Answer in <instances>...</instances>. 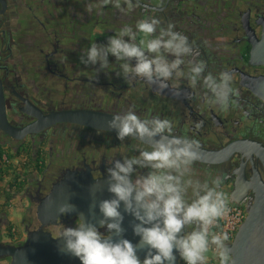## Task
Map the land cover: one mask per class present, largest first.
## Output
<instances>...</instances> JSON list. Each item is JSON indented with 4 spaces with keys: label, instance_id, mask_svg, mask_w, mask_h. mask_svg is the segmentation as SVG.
<instances>
[{
    "label": "flooded vegetation",
    "instance_id": "1",
    "mask_svg": "<svg viewBox=\"0 0 264 264\" xmlns=\"http://www.w3.org/2000/svg\"><path fill=\"white\" fill-rule=\"evenodd\" d=\"M90 3L96 0H0V85L7 121L16 128L37 121L26 112L30 107L42 115L90 110L113 117L133 107L141 118L158 115L172 120L173 135L195 139L200 149L217 152L237 143L245 152L236 151L213 163L195 161L183 180L211 186V179L222 176L220 190L227 201L240 205L246 216V208L255 204L257 191L264 184V97L255 87L264 76V65L251 61L253 42L262 33L264 0H132L136 7L127 15L111 5L102 14L89 12L86 7ZM150 15L162 18L164 27L173 23L175 31L188 37L193 53L187 59L205 62L202 75L223 71L233 75L232 86L239 94L227 111L209 105L204 98L206 90L199 83L191 88L185 78L176 87L169 82L168 87L159 89L142 80L129 83L119 75V64L111 55L110 67L105 69L99 63L81 62L92 43L106 45L119 28ZM197 122H201L200 128L195 127ZM0 144L13 151H28L32 157L22 174L25 186L22 190L13 187L10 200L21 217L24 238L40 226L37 206L65 174L108 177L107 169L116 161L139 157L151 146L134 135L120 140L116 130L73 122H56L21 139L0 129ZM22 154L21 159L27 155ZM133 168V179L151 171L137 165ZM185 198L189 202L194 199L191 187ZM4 201L0 197V202ZM9 214L0 208V233ZM76 219V215H63L43 229L58 236L63 227L75 226ZM191 230L186 227L183 234ZM232 240L227 241L228 248ZM209 263L216 264L214 256L209 257Z\"/></svg>",
    "mask_w": 264,
    "mask_h": 264
},
{
    "label": "clouds",
    "instance_id": "2",
    "mask_svg": "<svg viewBox=\"0 0 264 264\" xmlns=\"http://www.w3.org/2000/svg\"><path fill=\"white\" fill-rule=\"evenodd\" d=\"M108 5L125 15L136 7L132 0H96L88 4L86 10L102 14ZM174 28L173 23L162 26V18L156 15L140 18L134 25L119 28L106 45L92 43L81 62L85 65L99 63L100 68L105 69L110 67L108 57L111 55L119 64V75L129 83L133 79L142 80L159 89L168 87L169 82L176 87L179 80L185 78L191 88L199 83L206 90L204 98L209 105L227 111L234 103L232 98L239 94L232 86L233 75L228 71L215 76L211 72L202 75L205 62L187 59L193 53L192 44ZM169 55L173 59L169 60ZM109 126L117 130L120 140L134 135L142 141L147 138L153 144L150 150L141 151L139 157L116 161L107 169L108 191L113 198L101 201L98 206L102 216L99 228H105L106 233L77 217L75 226H65L58 233V238L64 241L62 251L80 264H174V250L184 264H208L209 255L215 257L216 264H232L227 245L229 236L213 231L217 222L229 214L228 201L220 190L223 177L211 179V186L208 182L183 180L190 174L193 163L200 160L198 141L173 135L172 120L158 115L141 118L133 107L116 114ZM195 127L200 128L201 122ZM134 165L148 167L151 171L133 179ZM189 187L194 196L190 202L185 198ZM121 203L125 211L139 221L133 228L140 238L138 245L134 246L127 239H113L108 234L119 237L123 231ZM71 207L61 205L58 215H66ZM186 227L192 230L180 235ZM144 246L148 251L141 260L137 251Z\"/></svg>",
    "mask_w": 264,
    "mask_h": 264
},
{
    "label": "water",
    "instance_id": "3",
    "mask_svg": "<svg viewBox=\"0 0 264 264\" xmlns=\"http://www.w3.org/2000/svg\"><path fill=\"white\" fill-rule=\"evenodd\" d=\"M251 61L264 65V23L260 38L253 42ZM255 87L257 92L264 97V76L257 80ZM26 112L36 116L38 120L21 128L13 127L7 121L4 95L0 85V129L12 138L21 139L28 133H37L56 122H73L116 130L109 126L113 116L96 111L61 110L42 115L37 108L30 107ZM155 139H159V137ZM143 141L153 144V141L147 138ZM236 145L237 143L231 144L217 152L199 148L200 160L197 161L213 163L236 151L245 152L240 148V145ZM108 187L109 176L95 179L88 173L65 174L64 178L53 185L50 192L41 199L37 206L36 214L40 226L29 230L25 240L20 244L0 241V259L8 258L9 264H80L79 260L62 251L64 241L44 230L43 226L56 223L58 218L63 217L58 215V208L61 205H70L72 207L66 217L76 215L87 223L99 227V221L102 219L99 203L113 198ZM119 211L123 217L121 221L123 231L119 237L112 233L108 234L112 235L113 239H127L134 246L138 245L140 238L134 234L133 228L139 221L131 213L125 211L123 203H121ZM180 235H183V229ZM229 250L232 264H264V184L257 191L255 204L246 208V216L240 224ZM147 251V246L139 248L138 258L143 260ZM174 255L176 257L174 264H181V257L175 250Z\"/></svg>",
    "mask_w": 264,
    "mask_h": 264
},
{
    "label": "trees",
    "instance_id": "4",
    "mask_svg": "<svg viewBox=\"0 0 264 264\" xmlns=\"http://www.w3.org/2000/svg\"><path fill=\"white\" fill-rule=\"evenodd\" d=\"M23 152L24 155L21 161L15 163L14 160L20 156ZM31 156L28 155V151L17 150L13 151L0 144V197H4L5 201L0 202V208L9 212L11 207L10 200L14 198L12 194V188L17 187V190H22L25 186V181L22 178L24 168H28V164L31 161ZM7 180V181H6ZM6 182V184L4 183ZM4 183V184H3ZM16 226L13 221L9 220L5 227V237L8 238L11 243L22 242L21 233L16 231Z\"/></svg>",
    "mask_w": 264,
    "mask_h": 264
},
{
    "label": "built area",
    "instance_id": "5",
    "mask_svg": "<svg viewBox=\"0 0 264 264\" xmlns=\"http://www.w3.org/2000/svg\"><path fill=\"white\" fill-rule=\"evenodd\" d=\"M21 157H18L14 160L15 163L20 161ZM229 214L220 219L215 225L213 231L225 232L229 236V239L234 238L240 224L242 223L245 212L240 205L231 203L228 201ZM181 264H184V261H181ZM212 264V263H209Z\"/></svg>",
    "mask_w": 264,
    "mask_h": 264
},
{
    "label": "rangeland",
    "instance_id": "6",
    "mask_svg": "<svg viewBox=\"0 0 264 264\" xmlns=\"http://www.w3.org/2000/svg\"><path fill=\"white\" fill-rule=\"evenodd\" d=\"M13 215H14V219H11V221H13V224L16 226L15 228H16V231L17 232H19V233H22V237H24L25 236V234H24V229H23V224H21V222H20V219H21V217H20V215L18 214H14L13 213ZM7 226V225H6ZM5 226V227H6ZM5 227L4 228H2V233H4L5 232ZM4 231V232H3ZM26 238V237H25ZM25 238H23V240L25 239ZM0 239L2 240L3 239V236L2 235H0ZM2 242H5V241H2ZM209 257H213V255H209ZM0 264H9V259L8 258H3V262H1Z\"/></svg>",
    "mask_w": 264,
    "mask_h": 264
},
{
    "label": "crops",
    "instance_id": "7",
    "mask_svg": "<svg viewBox=\"0 0 264 264\" xmlns=\"http://www.w3.org/2000/svg\"><path fill=\"white\" fill-rule=\"evenodd\" d=\"M10 214H9V220H11V219H14L13 217H14V215H13V213L15 214H17L18 213V210H16L15 209V207H10ZM2 231V230H1ZM4 232V231H3ZM5 233V232H4ZM0 235H2L3 236V239H2V241H5V242H8V241H10L8 238H6L5 237V234H3L2 232L0 233ZM21 236H22V234H21ZM24 237H22V239H23ZM1 262H3V259H0V263Z\"/></svg>",
    "mask_w": 264,
    "mask_h": 264
}]
</instances>
